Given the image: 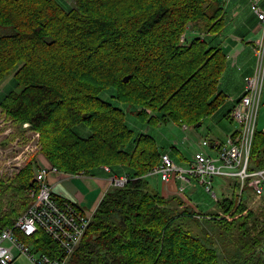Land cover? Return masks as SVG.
<instances>
[{
    "label": "trees",
    "instance_id": "trees-1",
    "mask_svg": "<svg viewBox=\"0 0 264 264\" xmlns=\"http://www.w3.org/2000/svg\"><path fill=\"white\" fill-rule=\"evenodd\" d=\"M219 2L76 0L67 8V0H0V83L13 73L17 87L1 98L0 119L22 135L40 132V155L61 173L126 178L101 200L66 264H264V218L238 181L228 180L232 196L213 200L214 212L192 206L188 189L187 198L155 190L149 176L163 155L175 160L172 151L136 135L122 106L143 122L192 128L224 109L227 53L217 39L226 10ZM250 161L264 169L258 128ZM38 168L35 156L14 177L0 175V232L14 229L34 252L58 259L66 254L44 231L26 237L15 228L32 203ZM205 223L230 236L228 255Z\"/></svg>",
    "mask_w": 264,
    "mask_h": 264
},
{
    "label": "built area",
    "instance_id": "built-area-1",
    "mask_svg": "<svg viewBox=\"0 0 264 264\" xmlns=\"http://www.w3.org/2000/svg\"><path fill=\"white\" fill-rule=\"evenodd\" d=\"M252 10L263 23L264 30V1L253 0ZM184 40V37H182ZM255 56L257 59L255 73L245 79L246 91L232 112V117L238 125L236 132L225 142L203 139L201 147L212 149L216 155L198 151L187 167L177 165L168 155L162 156L161 164L153 171L165 182L171 179L182 183L177 193L181 196L197 180L206 191L216 198L213 192L215 177L235 179L240 184L242 193L248 188L256 195L264 198V169L252 167L250 155L256 134L259 109L262 104L264 90V35L256 43ZM11 126L5 117L0 119V128ZM12 127V126H11ZM12 133L9 127L4 134ZM10 142L0 141V171L5 175L19 173L27 163V156L37 157L41 150V134L28 131L24 137H17ZM4 143H6L4 145ZM7 147V149H6ZM38 161V160H37ZM30 162V161H29ZM39 163V162H38ZM60 172L56 167H40L36 171L34 182L36 188L31 191L32 203L29 209L16 222L15 228L26 237L33 236L38 231H44L64 250L66 256L52 258L46 254L33 251L32 245H27L19 239L14 229L7 228L0 232V264H14L19 256L27 257L33 264H66L81 242L87 231L92 216L83 210L64 204L60 206L53 198L51 188L47 183L50 173ZM126 178H113L116 185L124 184ZM185 198V196H183Z\"/></svg>",
    "mask_w": 264,
    "mask_h": 264
},
{
    "label": "crops",
    "instance_id": "crops-1",
    "mask_svg": "<svg viewBox=\"0 0 264 264\" xmlns=\"http://www.w3.org/2000/svg\"><path fill=\"white\" fill-rule=\"evenodd\" d=\"M252 1L253 0H228L229 5L226 9L225 18L226 25L222 35L217 39V42L221 43L227 53V68L220 82V90L226 95L227 102L224 105L222 113H218L215 117H212H217L219 120L223 121L227 120L228 122H232L231 124H233V119L230 118V114L229 116L226 114L230 113L237 101L243 96L245 79L253 75L254 72L256 43L260 41L264 35L263 23L253 12L251 7ZM1 91L0 88V92ZM261 106L263 108L261 107L259 113L261 114V118H263L264 90ZM262 125L264 126V122ZM236 129L235 127L232 129L226 128L227 135L224 140L220 137H215L213 139L223 142L229 136L233 135ZM262 130L264 131V128ZM37 160L40 167H49L50 165L41 155L37 156ZM47 183L54 196L77 204L81 210L88 213L98 208L105 194L112 188L113 176L110 172L105 170H102L99 174L94 176L71 175L58 172L50 173L47 177ZM191 185L188 191L190 192L189 196L193 198L198 194V186L202 185L197 180H193ZM227 186L223 189V194L224 192L230 193L228 192L229 187ZM161 191L165 194L163 186ZM19 258L21 257H18L14 264H21Z\"/></svg>",
    "mask_w": 264,
    "mask_h": 264
},
{
    "label": "rangeland",
    "instance_id": "rangeland-1",
    "mask_svg": "<svg viewBox=\"0 0 264 264\" xmlns=\"http://www.w3.org/2000/svg\"><path fill=\"white\" fill-rule=\"evenodd\" d=\"M67 1H68L70 6H66V7L70 8L72 5L75 4L76 0H67ZM228 5H229L228 0H220V2L218 4H215V7L216 6H220V7L223 6L226 10ZM189 31H190V33H192L194 31V28L190 29ZM183 37L185 39V35ZM256 64H257V59H255L253 74L255 73V70H256ZM0 88L2 90L0 92V98L3 97V94L5 96L10 91L17 90L16 83L14 81L13 73H11L3 82L0 83ZM244 93H245V89H244ZM122 106L126 109L127 114H128L127 115L128 125L134 131V133L136 135L141 134V133H145V134H149V135L153 136L157 140L160 147L167 149L169 151H172L171 154L174 157V159H175L174 161L177 163V165L184 166V167L188 166V164L193 160L194 154L198 151H205L206 153L211 154L213 156L216 155V152L213 151L212 149H209V148L203 149L200 147L199 143L202 142L203 139L207 138L210 140H214L213 138L220 137L221 139L224 140L226 138V135H227L226 128L232 129L233 127H235V128L238 127V125L236 124L235 121H233V124H231L232 122H228L227 120H224V121L219 120L217 117L216 118H213V117L208 118L207 120H205L203 126L197 127V128L181 127L177 124H174L173 122H169L168 124H159V125L150 124L147 121H145V122L140 121L137 118V116H135V114H134V112H136V110L131 111L130 107L125 106V105H122ZM261 107H260V109H261ZM222 111H223V109L219 113H222ZM131 112H133V114H131ZM0 114H1V112H0ZM263 122H264V117L261 118V114L259 113V125L257 126L259 131H261L264 128V126L262 125ZM11 126L8 125L6 127L0 128V141H3V142H6V140L9 141L8 147H10V142L11 143L14 142L13 140L15 138H17V137L22 138L27 133L26 132L23 135L20 133H17V130L15 129V127L13 125H11ZM9 127L12 129V133L9 132L8 136H7L6 134H4V132ZM77 129L83 136H87L89 134L88 129H82L80 127ZM29 131H31V130H29ZM225 141H223V142H225ZM174 146L177 147L176 148L177 151L174 148H172ZM6 149H7V147H6ZM37 154L39 156L40 152H38ZM31 159H32L31 156H27V163H24L26 165H23L24 167L22 169H24L28 165V163ZM0 165H4V161ZM49 166H52V165L50 164ZM2 170L6 171L5 168L0 169V171H2ZM6 174H10V173L7 172ZM15 174L16 173L10 175L9 177L12 178V177H14ZM228 180L229 179L222 178V177H215L214 178L213 192L216 193V198L213 197L210 193H208L203 186H198V194H196L195 197H193L194 204H192L191 201H189V200H188V202H190L192 204V206H195V204H197L199 206H201L202 204H206L208 206V208H206L207 209L206 211H210V212L216 211V206L213 203V200H217V199L222 198L223 189L227 186ZM149 181L152 183V187L155 190L161 191V188L163 186V190H164L166 196H168V195L169 196L170 195H179L177 193V191L180 190L179 188L182 185V183H179L178 181L173 180V178L171 179L170 182H167V181L164 182L161 179V177L158 175H152L151 177L149 176ZM118 185L121 186L122 184H118ZM113 186L114 185H112L111 187H113ZM187 194H189V192ZM183 196H185V195H183ZM224 196L225 197H231L232 195H231V193L224 192ZM244 197H245L247 205L255 212V214H257L258 216H261V218H264V198L256 195L249 188L245 191ZM76 206H77V208L80 209V207L77 204H76ZM95 211L88 212V214L90 216H92V218H93ZM188 225H189V223H188ZM203 225L211 234V237L216 242V245L221 249L222 254L228 255L227 252L233 250V247L231 244L232 240H231L230 236H229V239L226 241V236L221 234L220 229H217L211 225H208L207 223H205ZM193 231L199 234V232H200L199 227L194 225ZM19 257H21V258H19L20 259L19 262L21 264H33L27 257L22 256V255Z\"/></svg>",
    "mask_w": 264,
    "mask_h": 264
},
{
    "label": "water",
    "instance_id": "water-1",
    "mask_svg": "<svg viewBox=\"0 0 264 264\" xmlns=\"http://www.w3.org/2000/svg\"><path fill=\"white\" fill-rule=\"evenodd\" d=\"M128 80H129V76H128V78L125 79V81H128ZM200 125L201 124H198V127H200ZM4 144H6V143H4Z\"/></svg>",
    "mask_w": 264,
    "mask_h": 264
},
{
    "label": "bare ground",
    "instance_id": "bare-ground-1",
    "mask_svg": "<svg viewBox=\"0 0 264 264\" xmlns=\"http://www.w3.org/2000/svg\"><path fill=\"white\" fill-rule=\"evenodd\" d=\"M252 3H253V1L251 2V7H252ZM52 195H53V194H52ZM20 217H21V216H20ZM20 217H19V218H20Z\"/></svg>",
    "mask_w": 264,
    "mask_h": 264
}]
</instances>
